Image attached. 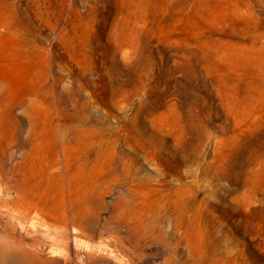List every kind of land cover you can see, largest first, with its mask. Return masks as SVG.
<instances>
[{
	"label": "rangeland",
	"instance_id": "rangeland-1",
	"mask_svg": "<svg viewBox=\"0 0 264 264\" xmlns=\"http://www.w3.org/2000/svg\"><path fill=\"white\" fill-rule=\"evenodd\" d=\"M0 264H264V0H0Z\"/></svg>",
	"mask_w": 264,
	"mask_h": 264
},
{
	"label": "bare ground",
	"instance_id": "bare-ground-1",
	"mask_svg": "<svg viewBox=\"0 0 264 264\" xmlns=\"http://www.w3.org/2000/svg\"><path fill=\"white\" fill-rule=\"evenodd\" d=\"M126 176H128V173H126ZM111 179H114V177ZM109 181H110V178L108 176L98 177L95 180H94V178L87 179L85 167L82 164L79 165V169L77 170V174L75 177V182H76L77 186L79 187L77 193L80 194V192H82L84 194L85 198H88L91 196L93 197L96 195L102 197L104 190H105V186ZM85 258H86V256L83 253L77 254L78 262L84 263Z\"/></svg>",
	"mask_w": 264,
	"mask_h": 264
}]
</instances>
